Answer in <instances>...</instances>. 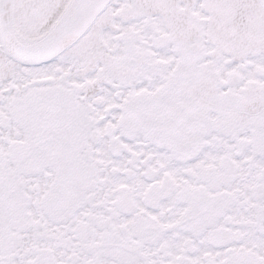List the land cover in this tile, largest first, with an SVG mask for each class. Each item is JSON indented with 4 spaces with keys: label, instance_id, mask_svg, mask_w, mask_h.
Here are the masks:
<instances>
[{
    "label": "snow or ice",
    "instance_id": "1",
    "mask_svg": "<svg viewBox=\"0 0 264 264\" xmlns=\"http://www.w3.org/2000/svg\"><path fill=\"white\" fill-rule=\"evenodd\" d=\"M0 264H264V0H0Z\"/></svg>",
    "mask_w": 264,
    "mask_h": 264
}]
</instances>
